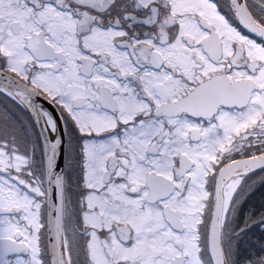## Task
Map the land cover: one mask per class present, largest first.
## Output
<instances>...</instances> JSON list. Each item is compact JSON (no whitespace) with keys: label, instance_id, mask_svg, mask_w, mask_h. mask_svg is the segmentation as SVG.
Here are the masks:
<instances>
[{"label":"snow or ice","instance_id":"1","mask_svg":"<svg viewBox=\"0 0 264 264\" xmlns=\"http://www.w3.org/2000/svg\"><path fill=\"white\" fill-rule=\"evenodd\" d=\"M0 264H264V0H0Z\"/></svg>","mask_w":264,"mask_h":264}]
</instances>
